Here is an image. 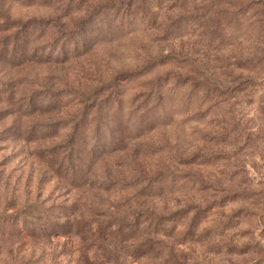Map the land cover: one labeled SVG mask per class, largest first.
Instances as JSON below:
<instances>
[{
    "label": "rangeland",
    "instance_id": "374dc122",
    "mask_svg": "<svg viewBox=\"0 0 264 264\" xmlns=\"http://www.w3.org/2000/svg\"><path fill=\"white\" fill-rule=\"evenodd\" d=\"M0 264H264V0H0Z\"/></svg>",
    "mask_w": 264,
    "mask_h": 264
}]
</instances>
